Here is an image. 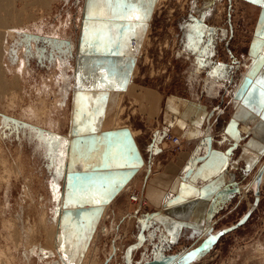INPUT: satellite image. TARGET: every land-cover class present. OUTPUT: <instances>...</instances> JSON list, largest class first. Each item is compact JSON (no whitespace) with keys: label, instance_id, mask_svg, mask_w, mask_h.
<instances>
[{"label":"rangeland","instance_id":"obj_1","mask_svg":"<svg viewBox=\"0 0 264 264\" xmlns=\"http://www.w3.org/2000/svg\"><path fill=\"white\" fill-rule=\"evenodd\" d=\"M8 1L3 3L4 0H0V3L8 5L0 10L6 22L5 26H0V31L6 26L17 30L4 41L3 74L0 73V83L5 85L0 90V113L8 117L6 121H0V249L3 251L0 263L264 264V181L257 184L256 189L259 176L254 184H229L216 200L218 214L215 221L199 239H195L194 244V241L183 239L166 246L154 226L145 227L143 237L136 234L140 229L136 226L132 234L131 227L127 226L128 234L122 235L123 224L119 220L125 214L126 218L133 214L128 204L131 198L130 193H126L118 197L112 209L106 207L124 184L117 183L121 177L108 176L113 174L110 167L96 175L98 183L117 181V188L106 202L95 205L80 199L77 208H92L94 205L97 210L68 208L70 196L74 194L70 191L76 189L75 179L70 176L74 167L70 170L69 157L76 162L77 152L83 156L85 146L87 152L90 151V142L84 143V139L90 141V138L84 133H95L96 138L92 141L110 140L116 133L109 138L102 135L117 128L131 127L129 123L136 122L133 114L137 113L139 101L127 92H120L113 107H107L101 123L98 122L100 124L96 123L98 116L93 113L90 117L93 127L89 125V128L77 131L72 125L75 86L81 84L88 90H95L113 82L109 77L107 80L102 78L108 75L104 70L92 75L93 70L87 66L84 69L89 78L83 82L79 80V59L83 47L81 26L87 19L89 2L97 12L111 13L116 8V0H112L111 6L107 0L95 6L93 0ZM140 6L147 10L149 17L142 34L130 38L125 35L128 38L127 51L123 50L125 45L118 46V51L127 52L126 56L133 53V75L136 77L133 93L135 89L147 88L159 89L163 95L184 93L199 96L215 111L224 108L225 115H228L236 105L234 96L247 68L246 60L242 59L246 57L251 25L241 1L142 0ZM3 11H8L6 14L10 13V18ZM99 17L95 21L96 26L105 24ZM102 36L106 37L105 42L109 41L107 37L110 35L103 32L97 38L102 39ZM133 41H136L135 46ZM95 98L98 100L92 102L90 98L88 103L81 104L85 107L90 104L91 109L100 107V96ZM104 110L105 106L102 113ZM139 120L137 118V122ZM145 126L141 123L142 140L150 139L154 129ZM77 134L81 136L76 139ZM168 150L177 154L182 149L171 146ZM107 152L114 150L111 146H104V153ZM93 153L94 158L83 163V171L98 163L100 150ZM113 155H106L110 160L107 164L119 165L117 174H121L122 163L117 162L115 158L118 156ZM263 167L264 157L259 175ZM77 194L80 198V193ZM252 208L255 211L249 222L238 229L235 236L219 243L215 239L209 243L212 234L231 228ZM68 213L74 217V222H83L82 219L90 222V225H83L86 230L89 227L88 231L78 233L75 239L77 247L80 242L83 250L87 245L84 257L76 249L78 260L75 262L65 259L70 256L66 243L61 242V247H58L57 236L63 229L57 223L62 219L65 222ZM70 230L72 233V228ZM71 233H65V240L73 237ZM252 236H256L254 241H249ZM128 243L132 249L137 246L131 256L127 254ZM193 252H198L197 257L186 261L185 258ZM231 254L239 255V259L230 258ZM251 255L258 258L247 261Z\"/></svg>","mask_w":264,"mask_h":264},{"label":"crops","instance_id":"obj_2","mask_svg":"<svg viewBox=\"0 0 264 264\" xmlns=\"http://www.w3.org/2000/svg\"><path fill=\"white\" fill-rule=\"evenodd\" d=\"M240 1L245 9L248 23L251 25L246 57L242 59V61L246 60L247 68L242 75L240 88L234 96L236 105L231 108L228 115H225L224 108L215 111V108L212 109L199 96H187L184 93L163 95L159 89L146 90L147 88L135 89L133 93L136 77L134 76V59L131 58L133 57L132 49V55L126 56L127 52L118 51V46L125 45L123 50L127 51L125 35H129V38L130 36L138 37V33L141 35L143 25L148 22V13L138 23V26L129 31L128 25L137 24L134 19H119L117 7L111 13L107 11L97 12L96 9L92 8V16L90 17L89 2L87 19L81 26L83 47L79 59L81 68L79 80L83 82V79L89 78L86 77L89 74H85L86 70L84 69L87 66V68L90 67L91 71L93 70L92 75L94 72L100 73L104 70L108 73L107 76L113 79V82L95 90H88L89 88L86 89L87 87H83L81 84L75 86L72 113L73 128L81 131L85 127H93V121L90 119L93 113L98 116L96 123H101V118L109 107H113L115 104L113 102H116V96L120 92H127L136 98L139 105L136 106L137 113L133 114L136 122L131 121L129 123L131 127L115 130L116 135L113 139L101 141L95 139L92 141L96 138L95 133L91 131L84 133L90 138V141L84 139L85 145L90 142L88 143L90 144V151L87 152L88 149L85 146L86 153L83 156L77 152L75 154L78 157L76 162H72L71 157H69L70 170L74 167L70 176L76 179L87 174L96 178V175H99V172L105 169V164L108 163L109 158L106 155L112 156L114 154L113 156L120 157L115 158V160L122 163V167H120L122 173L117 174L119 165L113 164L110 165L113 174H108V176L121 177L123 182H120L122 180L114 182L124 184L114 194V200L106 207L112 209L111 207L117 204L118 197L125 196L124 194L132 191L139 193L147 200V204L143 208H137L133 202L127 200L133 214L126 218L127 215L121 213L123 218L119 222L123 224L122 235L128 234L127 226L131 227L130 234L133 233L136 226L140 228L136 234L143 237L145 227L154 226L162 237V244L166 246L181 242L183 239L191 243L194 241V244L201 234L209 229L207 227L212 221H215L214 217L218 214L216 200L229 187V184L231 182L234 185L237 183L254 184L259 176L264 157V105L260 103L261 85L259 84L260 80H264V0ZM246 6H249L250 9L248 10ZM99 15L105 24L101 23V26H96L95 21L100 18ZM103 32L110 35L107 38L111 43H107L105 47L101 48L98 47L101 38H97V35ZM91 33L94 35L92 39L89 37ZM104 38L106 37H103L102 40ZM96 80L98 78L94 79L95 82ZM249 82L256 89L253 93L255 98L253 104L246 102L247 91L244 86ZM97 90L98 92H96ZM95 96L103 97L99 101L100 107L91 109L90 104H88L89 107L81 104L82 102L88 103L90 98L93 102L97 99ZM104 106L105 110L102 113ZM78 112L79 115H77ZM137 118L140 119L138 122ZM87 123L88 127L86 126ZM141 123H145L146 128H154L150 139L142 140L144 132ZM131 130L135 131L136 134L132 135ZM166 131H171L174 135L181 137L183 148L179 153L172 154L168 150L169 145L161 140ZM80 136L77 134L75 138ZM104 146H111L114 152L104 153ZM122 147L134 152L133 161L128 162L121 158L120 150ZM99 150L98 163L94 164L90 170L83 171V163L94 158L93 152ZM162 159L165 162H162ZM117 183L115 188H117ZM70 192H74L73 197L75 198L70 196L69 209H91L92 211L96 209L93 208L94 205L92 208H77L80 206L77 204L80 200L79 194H77L79 192L76 189ZM92 204L95 203L92 202ZM254 208L248 211L242 219L240 218L235 224H232L231 228L219 230L210 238H214L219 243L223 239L235 236L237 230L249 222L252 213L255 211ZM109 209L107 210L109 211ZM104 211L106 210L104 209ZM74 220V217L72 218L69 213L65 222L62 219L59 228L62 226L63 232H59L58 243V247H61V242L66 243V251L70 255L67 258L72 262L77 259L75 255L77 248V251L82 252L83 257L85 256L87 245L83 250L81 248L82 243L80 242L77 247L75 239L79 236L78 233L88 231L89 227L86 230V226L83 225H90L87 219H82L83 222L78 220L74 222ZM70 228H72V233ZM67 232L71 233L73 237L65 240V233ZM255 237L252 236L249 241H254ZM135 248L137 246H134L133 249ZM133 249L130 244V248L127 250L128 256L132 255ZM232 256L239 259V255L231 254L230 258ZM255 258L258 257L251 255L247 257V261H253Z\"/></svg>","mask_w":264,"mask_h":264},{"label":"snow or ice","instance_id":"obj_3","mask_svg":"<svg viewBox=\"0 0 264 264\" xmlns=\"http://www.w3.org/2000/svg\"><path fill=\"white\" fill-rule=\"evenodd\" d=\"M100 2H102V0H93V6ZM107 2L111 6L112 0H107ZM140 5H142V0H116V7L119 10L118 18L121 20L134 19L137 22V24L128 25L129 31H132L136 26H138V23L141 22L147 15V10L142 9ZM89 16H92V7H90L89 9ZM107 43H111V41L105 42L101 39L98 47L103 48L106 46ZM125 43H127V37L125 38ZM101 67H103V65H101ZM103 79L107 80L108 76L104 75ZM259 84L261 85L260 103L261 105H264V80H260ZM244 87L247 91L246 102L248 104H253L255 99L253 93L256 91V89L252 87L250 82ZM101 99H103V97H101ZM91 130L94 131V129ZM120 156L122 159L128 162L133 161L135 158L134 152H132L130 149H126L123 147L120 150ZM105 167H110V165L106 163ZM74 187L80 193V199L82 201H87L89 203L94 202L95 204L99 205L103 202H106L107 199L111 196L112 191L115 190L116 183L114 181L98 183L95 177L86 174L83 177H77L75 179ZM212 239L214 238H210L209 243L212 242ZM199 251H203V249H200ZM197 255L198 252L190 253L189 256L185 258V260H194ZM65 259L68 258L65 257Z\"/></svg>","mask_w":264,"mask_h":264},{"label":"bare ground","instance_id":"obj_4","mask_svg":"<svg viewBox=\"0 0 264 264\" xmlns=\"http://www.w3.org/2000/svg\"><path fill=\"white\" fill-rule=\"evenodd\" d=\"M5 1L6 0H4V2L3 3H5ZM8 1V0H7ZM39 1V0H38ZM43 1V0H42ZM45 1V0H44ZM1 2H2V0H1ZM10 1H8V3H9ZM7 3V2H6ZM43 3V2H42ZM14 5V4H13ZM8 7V5H6V4H2V3H0V10L2 9L3 10V8L4 7ZM10 6H12V4L10 5ZM11 8V7H10ZM9 9V8H8ZM8 9H6V10H8ZM5 10V9H4ZM4 12V11H3ZM8 12V11H7ZM6 12V13H7ZM12 12V11H11ZM5 12H4V14H6ZM3 14V13H2ZM12 14V13H11ZM0 15H1V13H0ZM6 15H8V14H6ZM9 15H10V13H9ZM9 15H8V17H9ZM10 18V17H9ZM12 18V17H11ZM3 24H6V22H5V19L3 18V16L1 15V17H0V26L2 27V25ZM3 26H5V25H3ZM2 29V28H1ZM16 30L17 29H12V27H5L4 28V30H2V31H0L1 33H0V73H1V75L3 74V67H2V65H1V61H2V57L5 55V53H4V41H5V39H6V37L7 36H10V37H12L13 35H14V33L16 32ZM89 33V32H88ZM93 34L91 33L90 35H89V37L91 38V36H92ZM3 88H5V85H4V83H0V90L2 91V89ZM2 98H4V97H2ZM1 98V99H2ZM8 119V117H6L5 115H3V114H1L0 113V121H2V122H4V121H6ZM126 127V126H125ZM124 128V127H123ZM117 129H119V128H117ZM124 131H127V130H124ZM101 133V132H100ZM114 133H116L115 132V130L114 131H110V133L108 134V133H106V134H103L102 135V137L103 136H107L106 138H109L108 136L110 135V136H112V135H114ZM136 134V132L134 131H132V135H135ZM99 136H101L100 134H99ZM177 136V135H176ZM164 142V141H163ZM164 143H166L167 145H169V147H171L172 145H170L169 144V142H164ZM172 144H174V143H172ZM183 148V147H182ZM3 178V177H2ZM4 179V178H3ZM7 179V178H6ZM1 180V179H0ZM5 180V179H4ZM9 180V179H8ZM264 181V167H263V169L261 170V173H260V175H259V177H258V180H257V184H259V183H261V182H263ZM257 184H255V188L257 189ZM257 191V190H256ZM131 193V192H130ZM141 196V195H140ZM129 197H130V194H129ZM131 202H133L132 200H130ZM144 205H146V204H144ZM60 220H59V222L57 223L58 225H60ZM209 226H211V224L209 225ZM209 226L207 227V229L209 228ZM210 233V232H209ZM54 235L53 236H55V232L53 233ZM57 240H58V243H59V233H58V236H57ZM3 254V251L0 249V256ZM183 262V261H182ZM1 264V263H0ZM176 264V263H175ZM182 264V263H181Z\"/></svg>","mask_w":264,"mask_h":264},{"label":"built area","instance_id":"obj_5","mask_svg":"<svg viewBox=\"0 0 264 264\" xmlns=\"http://www.w3.org/2000/svg\"><path fill=\"white\" fill-rule=\"evenodd\" d=\"M133 46L136 45V41H133L132 43ZM162 141L164 142H169L170 145H172V147H179V150L182 149L183 145H182V140L181 137L174 135L171 131H166L163 136H162ZM174 143V144H172ZM130 198L133 201L134 205L137 208H143L145 207L144 204H147V200L145 197L140 196L139 193L132 191L130 193Z\"/></svg>","mask_w":264,"mask_h":264}]
</instances>
